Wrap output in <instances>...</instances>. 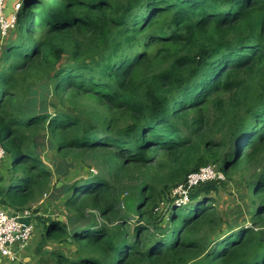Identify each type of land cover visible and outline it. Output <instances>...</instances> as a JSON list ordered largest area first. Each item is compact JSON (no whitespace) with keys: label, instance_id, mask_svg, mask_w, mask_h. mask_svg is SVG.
<instances>
[{"label":"trees","instance_id":"trees-1","mask_svg":"<svg viewBox=\"0 0 264 264\" xmlns=\"http://www.w3.org/2000/svg\"><path fill=\"white\" fill-rule=\"evenodd\" d=\"M21 1L3 47L0 22V142L15 157L0 208L22 213L49 194L36 146L48 133L109 175L54 185L71 216L47 235L77 255L59 264H264V0ZM38 79L56 99L27 96ZM208 165L224 178L259 168L252 226L225 230L216 200L196 193L223 180L187 205L170 199ZM114 179L139 182L124 212ZM162 197L168 212L151 217Z\"/></svg>","mask_w":264,"mask_h":264},{"label":"rangeland","instance_id":"rangeland-1","mask_svg":"<svg viewBox=\"0 0 264 264\" xmlns=\"http://www.w3.org/2000/svg\"><path fill=\"white\" fill-rule=\"evenodd\" d=\"M21 1V0H18ZM10 18V17H9ZM1 19V17H0ZM13 23V22H12ZM3 24L1 23L2 27V39H1V47L5 45L7 40L11 39L10 32L7 33V30L4 31ZM13 29V28H12ZM1 47H0V55H1ZM67 59L65 58L63 63H67ZM27 96L28 97H35V99L39 102L42 100H49V99H56L52 95V88L38 80L32 81V86L30 89H27ZM84 102L89 105L93 106L91 101L85 99ZM50 111H54V108L49 107ZM227 133H224L223 136L225 137ZM220 137L222 135H219ZM38 144L36 146H40V150L42 151V159L47 164L50 169L54 172V177L52 180V188L50 192L53 194L54 185L58 183H71L72 181L76 180L77 178H85L90 172L93 173H102L104 176L109 177L106 170L101 169L98 163L90 156H85L86 158L82 159L79 157H75L73 154H66L65 152H58L57 147L53 146L51 143V138L48 133L43 134L40 133L38 137ZM55 145V144H54ZM230 151V150H229ZM65 154V155H64ZM8 155H5V160L8 158ZM12 157V163L13 158ZM11 157L9 160H11ZM3 158V159H4ZM15 162H17L15 160ZM213 166V165H208ZM215 169L219 170L218 166H213ZM60 169L62 173L67 176L59 175L56 171ZM259 168L258 167H249V169L244 170V172H235L231 173L228 177L224 178V182H219L216 184H207L198 188L196 193L207 191L208 195L212 197L217 202L218 212L223 215L225 223L224 229L230 228H237L242 225L252 226L253 225V213L255 211L253 201L255 199L254 194L250 193V184L253 182V178L250 176L254 172H256ZM13 172V170H11ZM135 177H142V171H139V168L134 170ZM120 182L116 185L121 187L120 192V199H121V211L124 212L127 210L126 203L127 200L130 198V203L133 204L136 199V191L135 185L139 182L135 179V181H131L129 179H124L117 181L114 179V183ZM61 185V186H62ZM60 186V187H61ZM181 186V185H179ZM179 186L173 190L170 199L175 200L177 205H187L190 202L191 191L187 193L186 197L181 195L179 191ZM49 192V196L50 193ZM50 199V201H48ZM134 200V201H133ZM46 202V203H45ZM185 202V203H184ZM181 203V204H178ZM45 206L43 207L42 204H39V208H37V213H45V215H39L38 217L33 218L35 223L33 224L35 227V235H34V242L38 245L40 240L44 238V243L46 242L48 247H46L42 243V251L38 255V257H43L44 259H49L48 262L45 264H59L58 260H60V256L62 255L66 259H75L76 255V245L73 243H63L60 244L59 241L56 240V237H50L47 235V227L50 225V220H62L68 221L71 213H69L62 205L61 202L57 203L56 201L50 198H46L44 201ZM169 204L162 197L160 205L153 209L154 214H151V217H157L161 215L163 212L166 214L168 212ZM33 210V209H32ZM135 210V205L130 209ZM88 214V213H86ZM97 219L100 223H103L102 218L97 215ZM136 220V219H135ZM135 221H132L134 223ZM72 228V226H70ZM22 251V250H21ZM20 251V252H21ZM18 255L20 264H30L29 262L32 260V257L29 253H20ZM55 253H59V259L55 255ZM30 258L27 262L22 258ZM6 264H13L7 261L8 259H4ZM1 264V263H0ZM38 264V263H36ZM62 264V263H60ZM64 264V263H63Z\"/></svg>","mask_w":264,"mask_h":264},{"label":"built area","instance_id":"built-area-1","mask_svg":"<svg viewBox=\"0 0 264 264\" xmlns=\"http://www.w3.org/2000/svg\"><path fill=\"white\" fill-rule=\"evenodd\" d=\"M8 0H0V22L3 24L4 31L8 28L13 27L15 21V15H12L11 21H5L4 8ZM22 7V1H17L15 4V10L18 12ZM5 16V15H4ZM13 22V23H12ZM6 152L0 142V161L5 157ZM224 180V175L215 169L213 166L202 167L199 171L189 175L187 181L179 186L181 195L186 197L189 190L194 187L209 181ZM48 198V194L43 196L40 203H44L45 199ZM185 203V202H184ZM181 204V203H178ZM9 211L6 208H0V256L2 258H11L14 260L15 252L12 251V247L18 241V248H23L35 231V227L32 223L24 220L25 216H31V211H26L23 216H19L13 213V216H9Z\"/></svg>","mask_w":264,"mask_h":264},{"label":"crops","instance_id":"crops-1","mask_svg":"<svg viewBox=\"0 0 264 264\" xmlns=\"http://www.w3.org/2000/svg\"><path fill=\"white\" fill-rule=\"evenodd\" d=\"M8 158L5 160V158L4 159H2L1 161H0V186H6L7 184H8V181H9V171L11 170V168H12V166H13V163H12V157L10 156V155H8L7 156ZM10 157H11V160H9L10 159ZM57 187H58V185H57ZM60 187V186H59ZM51 194H52V192H50ZM51 194H50V196H51ZM50 196H49V194H48V198H50ZM43 199V197L38 201V202H36V204L34 203V205H35V207H34V205L33 204H31V206L33 207L30 211H31V213H32V215L31 216H25L24 217V220L25 221H27V222H30V223H32V224H34L35 223V221L33 220V218H35V217H38L39 215H45V213H37V211H34V210H37V208H39V207H37V206H39V204H42L43 205V207L45 206V204L44 203H40L41 202V200ZM48 201H50V199L48 200ZM46 203V202H45ZM7 209V208H6ZM8 210H10V209H8ZM12 211V210H11ZM26 212V211H25ZM25 212H22V213H24L25 214ZM13 213L14 214H17V215H19V216H23L22 215V213H17V212H14L13 211ZM34 235H35V231H34V233H33V235H32V238L29 240V242L23 247V248H18L17 250H16V252H15V255H14V260H12L11 258H7L8 260L7 261H9L10 263H15V261L16 260H19V258H18V255H20L19 254V252L22 254V253H24V254H26V253H29L30 254V256L32 257V260L29 262L30 264H36V263H38V264H45L46 262H48L49 261V259H44L42 256L41 257H38V255L41 253V251H42V243L46 246V247H48V245H47V243L45 242L44 243V238H42L41 240H40V242H39V244L37 245L35 242H34ZM34 237V238H33ZM5 258H2L1 256H0V263L1 264H6V261L4 260ZM22 259H24L25 261H29L30 260V258H26V257H24V258H22Z\"/></svg>","mask_w":264,"mask_h":264},{"label":"water","instance_id":"water-1","mask_svg":"<svg viewBox=\"0 0 264 264\" xmlns=\"http://www.w3.org/2000/svg\"><path fill=\"white\" fill-rule=\"evenodd\" d=\"M18 0H8L5 4V8H4V15L5 17H10L11 15L16 13L15 10V4L17 3ZM62 183H58V187L61 186ZM22 215H24V213H22ZM9 216H13V211H9ZM19 242L17 241L15 243V246L12 247V251L16 252V246H18ZM14 264H20L19 260H16Z\"/></svg>","mask_w":264,"mask_h":264},{"label":"clouds","instance_id":"clouds-1","mask_svg":"<svg viewBox=\"0 0 264 264\" xmlns=\"http://www.w3.org/2000/svg\"><path fill=\"white\" fill-rule=\"evenodd\" d=\"M16 14H17V12H16L15 14H13V15H16ZM11 16H12V15H11ZM11 16H10V17H11ZM10 211H11V210H10Z\"/></svg>","mask_w":264,"mask_h":264}]
</instances>
